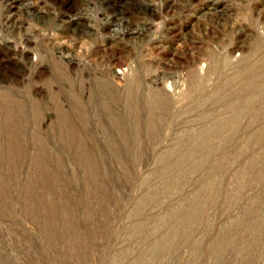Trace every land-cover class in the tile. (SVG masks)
Instances as JSON below:
<instances>
[{"label":"rangeland","instance_id":"obj_1","mask_svg":"<svg viewBox=\"0 0 264 264\" xmlns=\"http://www.w3.org/2000/svg\"><path fill=\"white\" fill-rule=\"evenodd\" d=\"M0 264H264V0H0Z\"/></svg>","mask_w":264,"mask_h":264}]
</instances>
